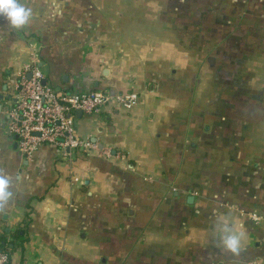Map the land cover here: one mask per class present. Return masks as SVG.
I'll return each instance as SVG.
<instances>
[{
  "label": "crops",
  "instance_id": "crops-1",
  "mask_svg": "<svg viewBox=\"0 0 264 264\" xmlns=\"http://www.w3.org/2000/svg\"><path fill=\"white\" fill-rule=\"evenodd\" d=\"M0 16V250L8 264L264 260V0H18ZM33 66L66 92L134 93L73 113L96 148L21 154L5 127ZM241 250L224 249L227 234Z\"/></svg>",
  "mask_w": 264,
  "mask_h": 264
},
{
  "label": "built area",
  "instance_id": "built-area-1",
  "mask_svg": "<svg viewBox=\"0 0 264 264\" xmlns=\"http://www.w3.org/2000/svg\"><path fill=\"white\" fill-rule=\"evenodd\" d=\"M29 77L23 72L18 79L16 100L6 114L5 127L15 136L18 151L31 155L45 144L57 147L60 155L67 157L70 152L89 153L96 146L77 135L73 113L98 112L108 104L129 110L137 102L136 94L111 95L108 91L70 93L47 86L42 72L36 66L29 70ZM251 219L264 224L256 214ZM9 256L0 250V264H8ZM252 264H264L256 261Z\"/></svg>",
  "mask_w": 264,
  "mask_h": 264
},
{
  "label": "clouds",
  "instance_id": "clouds-1",
  "mask_svg": "<svg viewBox=\"0 0 264 264\" xmlns=\"http://www.w3.org/2000/svg\"><path fill=\"white\" fill-rule=\"evenodd\" d=\"M0 16L4 17L13 28H20L28 22L31 9L18 0H0ZM11 195L9 180L0 176V201H6ZM221 243L224 249L233 255H238L241 250V238L237 234H225L221 238Z\"/></svg>",
  "mask_w": 264,
  "mask_h": 264
},
{
  "label": "water",
  "instance_id": "water-1",
  "mask_svg": "<svg viewBox=\"0 0 264 264\" xmlns=\"http://www.w3.org/2000/svg\"><path fill=\"white\" fill-rule=\"evenodd\" d=\"M29 77V76H28ZM43 83H44V81H43Z\"/></svg>",
  "mask_w": 264,
  "mask_h": 264
},
{
  "label": "trees",
  "instance_id": "trees-1",
  "mask_svg": "<svg viewBox=\"0 0 264 264\" xmlns=\"http://www.w3.org/2000/svg\"><path fill=\"white\" fill-rule=\"evenodd\" d=\"M2 251H3V249H2Z\"/></svg>",
  "mask_w": 264,
  "mask_h": 264
}]
</instances>
